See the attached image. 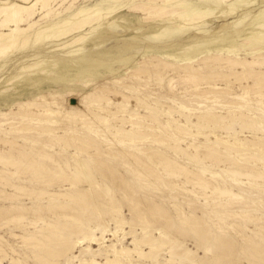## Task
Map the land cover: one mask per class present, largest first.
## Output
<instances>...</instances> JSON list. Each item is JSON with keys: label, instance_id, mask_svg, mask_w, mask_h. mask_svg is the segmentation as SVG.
<instances>
[{"label": "rangeland", "instance_id": "obj_1", "mask_svg": "<svg viewBox=\"0 0 264 264\" xmlns=\"http://www.w3.org/2000/svg\"><path fill=\"white\" fill-rule=\"evenodd\" d=\"M172 1L52 3L0 55V264H264V131L249 118L264 125V0H183L208 11L195 20ZM81 6L90 25L34 40ZM43 93L62 116L103 119L36 116Z\"/></svg>", "mask_w": 264, "mask_h": 264}, {"label": "bare ground", "instance_id": "obj_2", "mask_svg": "<svg viewBox=\"0 0 264 264\" xmlns=\"http://www.w3.org/2000/svg\"><path fill=\"white\" fill-rule=\"evenodd\" d=\"M61 1V4H63L65 1L69 0H1L0 1V55H4V53L6 51H8L9 49H12L14 47V45L16 44L17 38L19 35H21L23 33V31L32 28L36 22L34 21V17H35V13L36 10L37 12L39 11L40 14V18H47L50 17L52 14V12L54 11L52 9L51 4L52 3H58ZM76 0H71L69 7L75 2ZM129 1V0H127ZM222 2V0H216V2ZM60 4V5H61ZM65 4V3H64ZM167 4V3H166ZM172 4L177 6L178 8H181V11L178 12V14H180V17H184L188 19H192L195 20L197 19L199 16L203 15V14H208L207 10H202V7H198L196 5L189 7L190 4H186L184 3L183 0H173ZM140 5V4H139ZM142 5V4H141ZM144 5V4H143ZM146 6V5H145ZM144 6V7H145ZM149 6V5H148ZM161 6V5H160ZM169 6V5H168ZM61 7V6H60ZM150 7V6H149ZM156 7V6H155ZM154 7V8H155ZM159 7V6H157ZM170 7V6H169ZM151 8V7H150ZM137 9V8H136ZM152 9V8H151ZM161 9V8H159ZM158 9V10H159ZM165 9V8H164ZM130 10V8H129ZM134 10V9H133ZM139 10V8H138ZM141 10V9H140ZM144 10V9H143ZM142 10V11H143ZM157 10V11H158ZM162 10V9H161ZM167 10V9H166ZM171 10H173L171 8ZM151 11V10H150ZM152 11H154L152 9ZM139 12V11H138ZM145 12V11H144ZM156 12V11H154ZM164 12V11H163ZM162 12V13H163ZM170 13V12H168ZM182 13V14H181ZM59 14V13H58ZM173 13H171L172 15ZM177 14V12L175 13ZM95 16L97 17V13L95 12L94 8H89V7H79V8H75V10H71V12H69V14L65 17H56V18H52L51 20L49 19V22L43 26L42 30H39L37 32H34V40H38L40 38L42 39H48V38H57L59 36H66V35H70V34H74L79 32L78 30H80L81 28L85 27V25L87 24H91L92 20H90V16ZM150 15V14H149ZM54 16V15H53ZM91 16V17H92ZM163 16V15H162ZM160 18V17H159ZM48 19V18H47ZM151 19V18H150ZM22 22H25L28 26L26 28H20V24ZM10 26H13L12 28H9ZM9 28L8 32L3 31L4 29ZM81 31V30H80ZM49 33V34H45V33ZM76 36V35H75ZM75 36L73 37V41H77L79 39V37L75 38ZM72 41V42H73ZM26 40L24 39L22 41V43H25ZM257 58V57H256ZM147 59V58H146ZM153 59V58H152ZM229 59V58H228ZM226 60V59H225ZM231 64H241L243 66H248L251 64H254V61H245V60H237V59H233L231 60ZM264 63V62H261ZM229 65V64H228ZM174 66V65H173ZM236 66V65H235ZM190 67V66H189ZM238 67V66H237ZM240 67V65H239ZM181 68V67H180ZM233 68V67H232ZM155 69V68H154ZM182 69V68H181ZM129 71V70H128ZM135 71V70H134ZM186 71V70H185ZM143 72V71H142ZM193 73V72H192ZM244 74V76H248L251 72L249 71H243L242 72ZM146 74V73H145ZM242 74V75H243ZM150 75V73H149ZM257 75V74H256ZM193 76V75H192ZM217 76V74L215 75ZM254 76V75H252ZM191 77V76H190ZM208 77V76H207ZM242 77V76H241ZM166 78V77H165ZM206 78V77H205ZM243 78V77H242ZM190 79V78H189ZM203 80V79H202ZM243 80V79H242ZM246 80V79H245ZM197 83V82H196ZM203 83V82H202ZM160 84V83H159ZM158 84V85H159ZM129 88V87H128ZM77 90V89H76ZM171 92V91H170ZM73 95L75 93H72ZM115 94V93H114ZM117 94V93H116ZM78 96H80L81 98H86L88 100H91L90 98L94 99V100H99L102 99L103 97H98L93 93H80L78 94ZM60 96V95H59ZM56 94H51V93H43L41 94V98L43 99L44 102H28L27 105H35L36 107L40 108L42 110L41 113H34V115L36 116H40V117H51L54 118L56 120H58L59 122H61V124L65 121L71 124L74 123H79L77 121V119H80V124H83V126H99L98 123L103 119L102 116L98 115L96 112H94L93 110H90V107H87L86 105H83L86 109H81L78 107H71L69 109V113H71L72 115L76 116L75 118H71V117H66V116H62V114L60 112H58L56 109L52 108L48 103H46V101L48 100H57V101H61V97H59ZM120 97H123L122 95H119ZM136 102H138L139 104H143L146 108L149 107V105L147 103H145L144 101L140 100L139 98H133ZM67 102V101H66ZM69 105V104H68ZM142 105V106H143ZM156 105V104H155ZM19 106V105H18ZM140 107V106H139ZM93 109V108H92ZM104 112V111H102ZM108 112V111H107ZM119 111H113L110 112V114L115 115L114 113H118ZM175 112V111H174ZM129 115H136L139 117H143V118H155V116H147V115H140L136 112H129ZM119 115V114H118ZM117 115V116H118ZM31 116V115H30ZM92 116L94 118H92ZM245 116V115H244ZM132 117V116H131ZM226 116H219L218 120H223ZM247 117V116H245ZM194 118V117H193ZM250 120H252L251 122H254L252 125H255L256 127H259L257 130H261L264 131V125H257L255 121V117H249ZM67 119V120H65ZM122 122H129L130 124L133 122L131 120H125V118L120 117L119 118ZM186 119H188L186 117ZM200 119V118H199ZM205 120L207 122H209L208 124H210V122H214L215 120H211L208 117H205ZM204 120V121H205ZM249 120V119H248ZM201 121V120H199ZM187 122V121H186ZM60 125V124H59ZM64 125V123H63ZM197 126H201L200 124H196ZM213 126V125H212ZM251 125H247L244 123V126H242V129H246L249 128ZM35 127V126H34ZM33 127V128H34ZM45 127V126H44ZM252 127V126H251ZM30 128V127H29ZM90 128V127H89ZM111 128H114L117 131L118 136L121 137H125V138H130V139H134L135 138H140V135H136L134 132L125 129L123 127H116L113 126ZM223 128V127H222ZM229 128V127H228ZM46 129V128H45ZM199 129V128H198ZM114 130V131H115ZM102 131V129H101ZM229 131V130H228ZM231 131V129H230ZM185 132V131H184ZM102 134L104 135H115L111 130H106L105 132L102 131ZM189 134V133H188ZM190 135V134H189ZM203 137H210V135L208 134H202ZM216 136V135H215ZM214 135H211V138L217 142H219L222 145H228L234 148V150H238L242 147H239L235 142H228V141H224L221 138H217V136L215 137ZM202 137V138H203ZM143 139V138H142ZM230 139V138H229ZM237 141V140H236ZM239 142V141H238ZM218 143V144H219ZM253 145L254 144H259V142H252ZM70 145V144H69ZM88 145V144H87ZM72 146V144H71ZM70 146V147H71ZM74 146V145H73ZM255 146V145H254ZM257 146V145H256ZM76 147V145H75ZM74 147V148H75ZM88 147V146H87ZM229 147V148H231ZM78 148V147H76ZM176 148V147H175ZM180 148V147H179ZM178 148V149H179ZM72 149V148H71ZM80 148L76 149L79 150ZM245 149V148H244ZM75 150V149H74ZM231 150V149H230ZM243 150V149H242ZM241 150V151H242ZM182 151V150H181ZM244 151V150H243ZM250 151V150H249ZM233 152V151H232ZM236 152V151H235ZM264 153V151H261ZM262 153V154H263ZM186 154V153H185ZM181 155V154H180ZM184 156V155H183ZM252 156V155H251ZM250 156V157H251ZM241 157V156H240ZM247 157V156H246ZM249 157V158H250ZM257 158L256 156H252ZM260 160V159H259ZM78 163L80 165V169L83 172V175L88 176L90 173L88 172V170L85 168V164L82 160L78 159ZM234 173V172H233ZM249 175V174H248ZM90 175L87 177L88 180H90ZM69 180V179H68ZM108 229V228H107ZM113 261V260H112ZM110 262V261H109ZM117 262V261H116ZM95 263V262H94Z\"/></svg>", "mask_w": 264, "mask_h": 264}]
</instances>
